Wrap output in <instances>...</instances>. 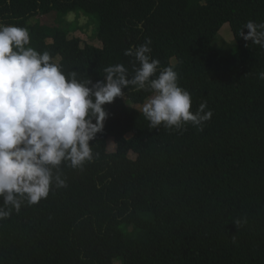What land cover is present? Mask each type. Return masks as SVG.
Wrapping results in <instances>:
<instances>
[{"label":"trees","instance_id":"trees-1","mask_svg":"<svg viewBox=\"0 0 264 264\" xmlns=\"http://www.w3.org/2000/svg\"><path fill=\"white\" fill-rule=\"evenodd\" d=\"M74 12L97 18L102 48L31 24ZM248 21L264 23V0H0V22L27 28L29 46L93 84L116 64L131 77L138 64L125 50L150 38V55L174 65L192 111L206 101L213 112L202 130L150 128L135 105L151 93L123 89L129 104L105 105L94 158L82 169L61 165L67 187L0 220V264H264V48L239 36ZM227 23L233 56L211 47Z\"/></svg>","mask_w":264,"mask_h":264},{"label":"clouds","instance_id":"clouds-1","mask_svg":"<svg viewBox=\"0 0 264 264\" xmlns=\"http://www.w3.org/2000/svg\"><path fill=\"white\" fill-rule=\"evenodd\" d=\"M239 36L264 48V23L248 21ZM151 43L146 38L125 50L138 64L131 77L116 64L103 69L106 80L93 84L29 46L27 28L0 22V220L46 199L53 186L67 187L61 165L82 169L94 158L90 141L104 129L105 105L118 97L128 103L125 88L151 93L136 108L150 128L182 131L191 124L202 130L213 112L206 101L192 111L191 93L179 86L174 65L161 68L150 55ZM258 77L264 80V71ZM234 222L239 227L247 220Z\"/></svg>","mask_w":264,"mask_h":264},{"label":"rangeland","instance_id":"rangeland-1","mask_svg":"<svg viewBox=\"0 0 264 264\" xmlns=\"http://www.w3.org/2000/svg\"><path fill=\"white\" fill-rule=\"evenodd\" d=\"M31 24H40L45 26H57L69 32V38L78 37L83 45H89L94 48H102V42L97 38L98 20L95 16L87 15L82 12L70 13L66 17H61L58 13H52L46 16H36L31 19ZM211 47L224 56H233L237 52V44L230 27L225 24L213 40ZM56 63L60 58L54 60ZM140 108L141 105H135ZM116 145L113 138L108 140V151L115 152ZM129 157L135 159L136 155L130 153ZM122 230L135 239H146V235L142 231H136L132 226L123 224ZM113 264H122L121 261L115 260Z\"/></svg>","mask_w":264,"mask_h":264}]
</instances>
